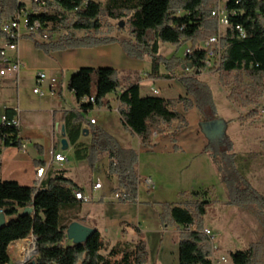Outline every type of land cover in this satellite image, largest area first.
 Segmentation results:
<instances>
[{"label":"trees","instance_id":"obj_1","mask_svg":"<svg viewBox=\"0 0 264 264\" xmlns=\"http://www.w3.org/2000/svg\"><path fill=\"white\" fill-rule=\"evenodd\" d=\"M178 1H182L181 6L176 4V0H90L81 7L82 0H46V5L41 9L37 5L34 8L38 14L33 17L39 18L45 26L49 24L57 35L55 40L53 37L46 43L35 40L37 48L51 53L120 41L129 57H148L151 60L152 69L148 75L155 79L177 77L171 68L174 61H168L160 54L161 42L181 44L188 39L193 42L192 53L185 55L180 64L181 68L185 67L194 73L181 79L186 89L185 96L166 98L153 92L143 95L139 84L142 79L140 75L129 72L123 76L121 71L112 67H82L70 79L69 88L78 107L65 112L62 121L74 147V155L78 160H90L92 155L108 153L111 159L109 176H119L117 194L122 203L137 201L140 176L136 152L121 146L114 136L88 121L85 113L95 107L111 108L107 96L117 92L128 79V85L118 98V111L122 125L139 137L145 147H153V135L157 133L170 136L175 144L174 149H180L175 135L187 128L189 122L177 110L179 104H183L185 110L194 106L198 108L201 132L206 123L220 119L216 114L211 88L198 77L207 50L196 47L200 40L217 32L218 21L212 16L216 0ZM226 6L230 25L221 40L223 53L216 71L220 74L246 73L253 84L263 86L264 0H228ZM23 8H26V4L20 0H0V24L15 17ZM107 18L117 21L127 19L129 37L119 40L110 32L103 33ZM237 26L243 28L244 36ZM27 37L33 38V35ZM163 62L168 68L167 73L160 72ZM84 97L94 98V101L82 102ZM253 102L247 100L246 106ZM254 103L259 104L258 101ZM257 105L247 116L257 113ZM4 114L12 120L18 111L7 108ZM176 121V129L168 133L167 129H171ZM20 131V127L0 123V160L4 148L23 147ZM86 133L91 135L90 144L80 140ZM208 149L211 150L212 162L218 173L229 189L237 190L236 196L238 193L242 196L243 204L259 201V205L264 208V198L256 193L247 178L250 165L247 156L233 152L232 147L226 146L221 139L209 140L204 150ZM240 186L244 188L238 189ZM77 191L84 192L82 186L68 178L64 170L37 186L21 185L0 176V214L3 213L6 220L0 226V264H11L10 246L30 236L36 238L38 256L26 264H147L149 254L144 233L139 228L135 239H120L113 245L98 230L84 243L77 244L68 239L66 231L69 224L83 217L78 214L62 222L60 210L65 203L78 207L74 204L78 200L75 195ZM208 192L209 189L194 190L184 193L181 202L162 204L160 219L163 229L175 225L179 231L178 264H214L213 245L204 231V216L211 204L206 199ZM27 208H32L33 212L25 213ZM230 257L233 264L256 263L254 247L231 252Z\"/></svg>","mask_w":264,"mask_h":264},{"label":"rangeland","instance_id":"obj_2","mask_svg":"<svg viewBox=\"0 0 264 264\" xmlns=\"http://www.w3.org/2000/svg\"><path fill=\"white\" fill-rule=\"evenodd\" d=\"M21 1L26 4L27 9L35 7L33 0ZM227 1L216 0L213 7L224 6ZM176 4L181 6L182 1L176 0ZM107 21H105L102 28L103 33L107 34L110 32L112 34L119 32L129 37L127 19L117 21L107 18ZM218 32L219 27L216 33ZM222 32L224 31L222 30ZM209 38L200 40L196 44V47H201ZM0 43H4L1 38ZM193 46V42L190 39L183 41L181 44L161 42L160 54L168 61H174L172 62L173 65H171L175 76H177L173 78L176 79L174 80V85H170L163 78L156 79V81L142 78L139 82L141 89L144 90L147 89L146 87L153 86L156 87L159 94L161 91L162 95H166L171 91L179 90L178 88H181L180 84L184 87L181 79L190 77L194 73L185 67L181 68L180 64L182 59L185 58L187 50L192 49ZM136 60H140L141 62V71H151L152 62L148 57ZM176 60L179 61L175 62ZM40 72L49 75L45 70H38L35 74ZM160 72H168V68L164 62L160 65ZM130 73L137 76V73ZM122 75L124 76V74ZM141 75L143 77V74ZM198 77L202 83L208 84L211 88L217 116L220 120L227 121V132L221 140H223L226 146H231L233 152L247 156L250 163L247 178L256 193L264 198V82L263 86H258L253 84V80L246 73L220 74L216 69L211 71L203 70V72L199 73ZM175 82L177 83L175 84ZM47 83L48 81H45L42 85H37L31 72L26 74L22 72L20 74L19 86L4 84L0 78V121L3 113L1 104L14 103L17 105L19 93L20 96L30 101L36 99L33 89L39 87L46 91L45 96L42 98L47 99L51 97L48 87H46ZM150 94L153 93L151 92ZM38 96L40 97V95ZM110 96H107V98ZM247 100L258 101L259 104L257 105L253 102L249 106H246V104L248 105L246 103ZM256 105L257 113L247 116L248 112ZM103 108L107 107L96 108V111H88L85 113V118L88 120L94 118L98 121L97 126L99 127H102L103 123L107 120L111 125H115V118L118 117V113L110 110L103 111L101 110ZM176 122L172 125V128L177 124ZM212 124L214 127L210 129ZM189 126L182 135V139H184L182 142L186 143L184 147L179 146L176 142L180 147L179 150L174 149L175 144L172 145L174 142L169 139L160 141L154 149H144L140 146L138 137L134 134L132 135V133L123 127H121L122 135L116 132L110 133L112 136H118L121 146L129 147L136 152V160H138L137 171L141 177L136 202L126 203L131 204L127 205L130 207H120L126 204L116 201L117 203H112V206L116 207L113 209L109 207L105 211L106 215L112 219L120 220V231H117L114 235L110 232H105V238L113 244L117 239L122 237L121 233H126L129 236L128 238H132L131 234L137 235L139 228L145 236L149 254L147 264H176L177 257L179 259V231H177L178 229L175 225H168L163 236L160 231L164 230L160 219V213L163 211L162 204L178 203L183 200L184 193L209 189L206 199L210 200L211 204L204 216V225L205 228L209 227L219 235L216 242L218 247L213 252V255L218 258L226 256L231 259V252L254 247L256 251L255 264H264V208L259 205V201L243 204L242 196H239V193L237 196L235 195L237 190L235 188L234 190L229 189L215 165L212 164L211 150H204L209 140L203 132L200 135V140H203L205 143L201 152H196V146L199 142V139H196V132L198 129L200 130V122L197 125L192 120V125ZM205 128L210 131V134H218L222 130V125L219 124L217 119L211 123H207ZM32 146L34 145L30 147ZM65 152L69 154L68 160H71L73 166L77 168V171H74L76 173L74 176L76 175L78 179L80 178L83 181L86 195L90 197V216L98 219V216L94 212L95 207L99 204L98 201L101 199L102 193L104 191L107 192L105 201L110 204L111 199L116 200L115 194L119 188V180L118 183L115 181L113 188L111 186L113 183L111 184L106 176L107 164L111 160L109 154L92 155L90 158L92 163L90 160H87L89 167H87L86 173H83V169L78 170L81 165L76 161L78 159L74 153L70 154L68 150H65ZM37 154L43 155V152H38ZM149 177L155 183L154 188H149L145 182V179ZM98 182L102 185L104 184V189L101 191L94 189L95 184ZM243 188L240 186L238 189ZM237 202L242 203L236 204ZM74 204L78 207L71 203L62 204L60 210L62 222L66 219H72L78 214L81 216L80 203L74 202ZM132 204H134V207H131ZM24 241L30 244L28 247L34 248L32 252H30V249L24 250L22 248L21 244ZM37 249L34 236H30L21 242L19 241V244L18 242L13 243L9 248L11 264H26L35 260L38 256Z\"/></svg>","mask_w":264,"mask_h":264},{"label":"crops","instance_id":"obj_3","mask_svg":"<svg viewBox=\"0 0 264 264\" xmlns=\"http://www.w3.org/2000/svg\"><path fill=\"white\" fill-rule=\"evenodd\" d=\"M112 35L116 36L119 40L128 38V36L124 34H120L119 32L112 33ZM56 38L57 35H55L53 39L55 40ZM35 40L40 41L39 38L36 36H33V38L26 37L23 38L22 41H20L19 55L23 63L25 64L21 70V73L23 72L24 74H26L31 72L33 73V77L36 80L37 74L35 73L38 70H45L49 74V76L58 77L60 83L58 95L55 97L51 96L45 99L42 98L45 95L44 96L40 95L41 97L40 98L38 96L39 94H35L33 92L34 95H36V99L29 101L26 100L25 97L20 96L19 93L17 105H15L14 103L1 104L3 108L2 115L5 113L7 108H13L18 111L20 117V130H21L20 137L22 139L23 147L18 148L15 146H11L3 149V154L0 160V176L4 180H14L19 182L21 185L37 186L39 184H44L49 178L55 176L58 173V171L64 170L66 176L77 182L79 185H81L84 190V194H87L83 181L80 178L78 179L76 175L74 176V174H76L74 173V171H77V168L73 166L71 160H68L69 154L65 152V150H68L70 154L74 153V147L70 143L67 135H65L64 132L62 131V127L65 126L62 121V115L65 112L78 107L75 96L69 88V82L72 75L82 67H94V68L112 67L121 71V73L124 74V76H127L128 72H134L135 74L137 73V75L139 74L141 78H147V80L156 81V79L149 77L148 75L150 73L149 71L147 72L141 71L142 67L140 65L141 64L140 60H136L134 58L129 57L126 54L120 41L109 44L97 45L93 47L68 48L64 50H56L51 53H46L43 50L36 47ZM0 45L2 44L0 43ZM8 54L10 55V57L16 56V53L14 51H9ZM2 67L3 65L2 63H0V69ZM141 74H143V77ZM0 78L2 79V82L4 84H14L16 86H19V83L18 84L15 83V77L12 74H9L7 76H0ZM174 80L176 79H166V81H168L170 85H174ZM128 81H129L128 79L124 81L122 87L119 88L117 92H113L109 94L111 95L108 98L111 103V108L101 109L103 111L110 110V111H116L118 113V117L115 118V123H116L115 125H111V123L108 122V120L105 121V123H103L102 125V128L105 131H107L109 134L110 133L113 134L114 132H116L122 135L121 127L125 129V127L121 123V116L118 111L119 108L118 98L122 90L128 85ZM176 83L177 82H175V84ZM36 84H37V80H36ZM46 87H48V83ZM180 87L181 88H178L179 90L171 91L166 95H162L160 91V94L158 95L164 96L166 98H175L180 95L185 96L186 89L181 84ZM146 88L147 89L143 90L141 89L140 86V90L143 95L150 94L152 92V88L156 89V87L153 86ZM96 108L98 107H95L93 111H96ZM177 110H179L186 116L190 126L192 125V120L194 121L195 124L199 125L200 113L196 106L186 111L184 109V105L179 104L177 106ZM97 123L95 125H97ZM176 123L178 124V121ZM177 124L173 128L167 129V132L168 133L173 132L176 129ZM187 129L188 127L186 129L179 131L178 134H176L175 136V139L177 140V144L181 147H184V144H186L182 142L184 140L182 139V135ZM129 132L132 133L131 131ZM196 133H197L196 139H199V142L197 143L196 146V150H197L196 152H201L203 148V144L205 142L203 140H200V135H202V132L199 129ZM114 136L115 139L118 141L119 140L118 136L117 135ZM65 138L68 140L67 145L63 144V140ZM137 139L139 140L140 146L148 150L154 149L160 141H163L165 139H169L170 141L172 140L170 136H163L162 134L155 133L153 135V140H152L153 147L148 148L143 146L139 137ZM80 140L86 144H90L91 135L89 133H86L81 136ZM31 145L34 146L30 147ZM172 145H174V143H172ZM40 150H42L43 155L37 154L38 152H41ZM52 150L55 153H61L67 156V161L57 162L56 160H52L50 155V152ZM39 161H42L43 163H38ZM76 161L79 162L81 165L78 168V170L83 169V173H86V169L87 167H89L87 160H76ZM109 163L107 164V168H106V176L108 181L111 184L113 183V185L111 186L114 188V183L115 181H117L118 183L119 176L118 175L109 176ZM38 167L46 168L45 172L40 178H38L37 176ZM118 184L120 188V180ZM154 187H155V183L151 188ZM119 188L117 189L116 194ZM92 189L93 187L91 188V191ZM103 189H104V184L102 185V188L96 190L101 191ZM116 194H115L116 200L111 199L110 201L111 203L109 204L105 201L107 198V192L104 191L102 193L101 199H99L98 201L99 204L95 207V212H94L98 216V219H94V217L90 216L91 200L85 202V200L83 199H78L76 202L79 203L81 202L82 204L80 207L82 213L80 214L81 217H83L82 220H78V221L90 227L95 228L101 233V235L104 238H105V232H110L111 234L114 235V233L120 231L119 230L120 220L112 219L105 213V211L108 210L109 207L110 208L112 207L111 209L116 207V206H112V203H117V202L122 203L118 200ZM127 205H131V204H126L125 206H120V207H130ZM133 205L134 204H132L131 207H134ZM160 231L164 236L165 230H160ZM121 234L122 237L120 239L132 240L137 237V235L133 233L131 234L133 236L132 238H128L129 236L126 235V233H121ZM120 239H117L115 243ZM106 241H108V239H106ZM176 264H178V257Z\"/></svg>","mask_w":264,"mask_h":264},{"label":"built area","instance_id":"obj_4","mask_svg":"<svg viewBox=\"0 0 264 264\" xmlns=\"http://www.w3.org/2000/svg\"><path fill=\"white\" fill-rule=\"evenodd\" d=\"M90 0H82L81 7L87 5ZM33 3L40 7V9L46 5V0H33ZM34 5V6H35ZM35 8V7H34ZM23 8L19 10L15 17L12 19L2 22L0 24V38L4 41L0 45V58L2 61L3 67L0 69V76H7L9 74L14 75L15 83H19V76L24 63L19 55V44L23 38L33 35L39 38L40 41L49 42L56 33L52 30L51 26L44 25L39 18H34L33 16L38 14L35 9ZM212 16L215 17L218 21L219 32L211 36L208 40L204 42L201 46L207 50V56L203 60V67L200 72L203 70H215L219 68L222 59L223 47H222V37L225 35L226 28L230 25L229 13L227 11L226 3L224 6H218L212 10ZM23 19V21H22ZM237 29L240 31L241 35H245L243 28L237 26ZM222 30L224 32H222ZM9 51H14L16 53L15 57H10L8 54ZM192 53V49H188L186 55ZM37 85H42L43 82L48 81V92L52 97L58 95L59 91V78L56 76H49L44 72H40L36 77ZM35 94L44 96L46 94L45 90H42L39 87L33 89ZM159 94V91H158ZM156 94V95H158ZM94 101V98L84 97L82 102ZM92 124H96L97 121L92 118L90 119ZM0 123H7L9 125H14L20 127V117L17 114L12 120L8 119L6 114H3L1 117ZM52 160L57 162L67 161V157L61 153H55L53 150L50 152ZM45 167L37 168V176L40 178L45 172ZM147 185L151 188L154 185V182L151 177L145 179ZM102 188L100 182L96 183L94 189ZM76 197H81L85 202L90 201V197L84 194V192L77 191L75 193ZM116 197H119V194H116ZM205 234L209 237L213 245V252L218 247L216 242L218 240V233L213 229L206 227ZM214 264H233L232 260L226 256L220 258L213 255L212 257Z\"/></svg>","mask_w":264,"mask_h":264},{"label":"water","instance_id":"obj_5","mask_svg":"<svg viewBox=\"0 0 264 264\" xmlns=\"http://www.w3.org/2000/svg\"><path fill=\"white\" fill-rule=\"evenodd\" d=\"M218 122H219V124L222 125V130L218 134H214V133L210 134V131L206 130V128H205V125L207 123L203 127L202 132L210 141H213L215 139H221L226 135L227 121L218 119ZM209 123H211V122H209ZM213 127L214 126L212 124L210 129H212ZM62 131L66 135L65 126L62 127ZM63 144L64 145L68 144V140L66 138L63 140ZM32 212H33L32 208H27L25 210V213H32ZM5 223H6L5 216L3 213H1L0 214V226L4 225ZM95 231H96L95 228L90 227V226H88V225H86V224H84L78 220H75L71 224H69L67 231H66V234H67L69 240L78 244V243H84ZM35 240H36V238H35ZM37 251H38V249H37Z\"/></svg>","mask_w":264,"mask_h":264},{"label":"bare ground","instance_id":"obj_6","mask_svg":"<svg viewBox=\"0 0 264 264\" xmlns=\"http://www.w3.org/2000/svg\"><path fill=\"white\" fill-rule=\"evenodd\" d=\"M152 92L153 93H155V94H158V90H156V89H153L152 88ZM77 199H82L81 197H77ZM21 242V241H20ZM18 244H19V242H18ZM30 244L28 243V242H26V241H24L22 244H21V246H22V248L24 249V250H27V249H30V252H32L33 250H34V248L33 247H28Z\"/></svg>","mask_w":264,"mask_h":264}]
</instances>
